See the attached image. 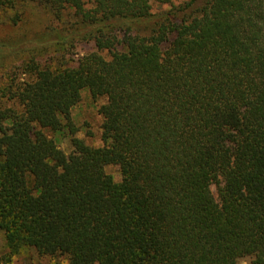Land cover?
Masks as SVG:
<instances>
[{"label": "trees", "instance_id": "16d2710c", "mask_svg": "<svg viewBox=\"0 0 264 264\" xmlns=\"http://www.w3.org/2000/svg\"><path fill=\"white\" fill-rule=\"evenodd\" d=\"M29 1L58 25L53 46L94 48L62 68L31 60L22 81L0 83L9 254L264 264V0H187L158 13L149 0ZM14 7L0 0V12ZM83 90L103 99L101 146L77 136ZM47 132L65 133L72 154Z\"/></svg>", "mask_w": 264, "mask_h": 264}, {"label": "rangeland", "instance_id": "374dc122", "mask_svg": "<svg viewBox=\"0 0 264 264\" xmlns=\"http://www.w3.org/2000/svg\"><path fill=\"white\" fill-rule=\"evenodd\" d=\"M15 7L0 12V83H16L27 77L23 65L34 60L44 67L62 68L75 64V60L92 51V43H77L71 49H61L49 43L52 39L50 27L56 26L51 14L35 2L29 0H14ZM187 0H149L150 9L158 13L171 5L183 4ZM18 14L19 19L12 22L10 17ZM58 26V25H57ZM52 41V40H51ZM44 46L46 48H44ZM103 55L108 56L105 52ZM103 99L93 100L87 90L81 92L80 101L72 108L71 116L78 127L77 136L83 138L89 145L101 146L102 117L97 109ZM2 103L9 106L13 102L3 98ZM55 139L59 147L67 154H72L69 137L60 132H47ZM107 173L114 180L120 179L118 167L108 165ZM215 194V187L212 186ZM251 257L239 258L236 264H251ZM0 264H68L66 256L40 255L33 248L26 247L10 255L4 233L0 231Z\"/></svg>", "mask_w": 264, "mask_h": 264}]
</instances>
